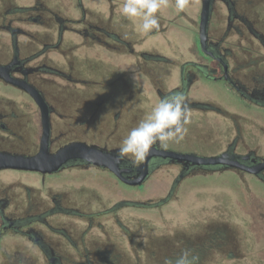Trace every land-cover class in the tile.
<instances>
[{
  "label": "flooded vegetation",
  "instance_id": "1",
  "mask_svg": "<svg viewBox=\"0 0 264 264\" xmlns=\"http://www.w3.org/2000/svg\"><path fill=\"white\" fill-rule=\"evenodd\" d=\"M65 1L29 0L16 3L13 0H0V35H4L0 38V66H9L11 77L32 85L47 103L50 112V153H57L73 142H85L108 151L114 150L118 155L120 142L127 135L126 132L134 128L145 114L131 103L132 74L148 78L149 89L155 94L156 103L166 95L183 92L191 111L188 129L193 128L196 122H211L207 118L209 114L219 117L216 122H255L256 118L250 114L253 111L264 116V55H255L259 49H264V14L254 5L255 0H212L204 50L200 43L202 0H198L200 10L197 22H194L197 23L196 47L205 62L180 61L152 51H135L133 41L124 39L122 33L127 20L113 10L111 0H105L108 2L107 12L99 11L106 15L107 21L100 19V16H96L97 20L89 17L85 5L91 0H70V12L75 17L67 18L63 16L66 14L64 11H67L62 6ZM261 10L264 12V8ZM159 24L160 27L152 33L168 31L169 27L164 26V21L160 19ZM68 35L77 38L74 45L70 40V48L65 44ZM232 37H236V42H232ZM118 57L128 62L125 69L121 70V65L115 63ZM251 62L255 64V69H250ZM174 73L179 74L178 82L167 90L163 78H169ZM105 77L114 78L113 84L119 80V83L126 86L128 93L123 101L93 104L92 89L99 90L100 86H105V80H100ZM126 78L130 80L126 82ZM199 80L223 84L242 107L235 108L237 112L233 114L215 104L191 98V89ZM135 81L137 85L141 84L139 80ZM0 85L21 96L23 105L30 112L28 122H22L25 114L17 111L14 103L0 99V151L33 156L39 152L44 134L40 108L29 93L6 82L1 76ZM87 105L92 107L91 113L86 116L82 114L86 118L78 117V112L81 113ZM103 109L114 110L113 122L97 119L94 111ZM244 111L247 112V118ZM125 112L128 117L124 115ZM196 134H191L194 137L187 134L182 142H172L167 149L154 145L155 150L172 153L174 156H152L148 164V176L142 185H131L129 182L138 176V169L144 162L133 166L127 159H122L118 174L108 167L81 159L71 160L52 173L0 170V174L12 172L33 175L38 182L37 186L20 180L6 182L0 175V243L6 237L16 239L12 250L3 253L14 257L5 258L4 263L32 264V259L25 255H37L38 264H106L89 258L84 261L87 255L83 251L85 234L95 226H100L95 223H98L96 219L102 215L114 214L126 207L158 209L189 179L202 180L229 173L244 180V176L248 175L264 187V169L260 168L264 163V155L249 149L238 124L236 137L225 147H221L219 142L212 143L210 135ZM220 135L223 134L220 132ZM219 156L237 160L241 167L205 165L194 160ZM186 157H192L193 160ZM170 170L176 176L167 198L159 202L123 198L95 213H85L84 205L79 200L72 201L66 190L60 192L53 189L56 181L65 187L68 181L74 185L82 184L85 174L106 176L125 191L131 188L142 189L153 175ZM80 191L77 190V193ZM82 222L86 223L85 230ZM116 223L122 226L119 220ZM122 228L131 240L130 231L125 226ZM198 235L193 236L195 241L182 238L186 240L183 249L192 250L200 262L207 254L204 236ZM88 244L97 248L100 246L96 241ZM157 245L158 250L162 251L158 240ZM97 248L95 250L98 255L105 254ZM180 252L178 250V255ZM72 254L76 255V259ZM221 254L243 256L235 248Z\"/></svg>",
  "mask_w": 264,
  "mask_h": 264
},
{
  "label": "rangeland",
  "instance_id": "2",
  "mask_svg": "<svg viewBox=\"0 0 264 264\" xmlns=\"http://www.w3.org/2000/svg\"><path fill=\"white\" fill-rule=\"evenodd\" d=\"M13 1L26 3L29 0ZM69 1L62 3L63 8L68 11L64 9L67 15L63 14V16L72 18L75 15L70 12ZM111 2L113 10L120 13L123 0H111ZM49 3L52 6V3ZM254 5L264 14L261 10L264 8V0H255ZM85 6L89 17H93V20H97L96 16H100V19L107 21L106 15L99 11L107 12L108 2L91 0ZM199 10V1L189 0L184 11L185 15L182 16V13L175 8V0H167V7L162 9V15L160 13L158 15L164 21V26L169 27L168 31L131 35L129 39L134 43L133 48L137 52L152 51L180 61L205 62L196 47L197 23L194 22H197ZM139 23L137 20V25ZM125 31L131 32V29L124 27L122 33L124 34ZM3 36L1 33L0 38ZM76 39L75 36L68 35L66 46L72 47V44H76L74 41ZM235 39L236 37H232V42H236ZM254 44L259 46L258 42ZM255 55L263 56L264 49H259ZM245 58L248 57L245 56ZM124 60L125 58L118 57L115 61L121 65V70L125 69L128 64ZM78 61L80 62L81 58ZM254 65L251 62L250 69H255ZM245 73L249 74L252 71ZM130 77L133 80L131 86L133 107L143 110V112L149 111L157 103L155 94L149 89L148 78L142 75L136 77L135 74ZM178 78L179 74L177 73L169 78H163V85L168 90L177 84ZM100 80H105V86H100L99 90L92 89L93 104L103 101L111 104L114 101H123L124 96H127L126 86L119 83V80H116L115 84L112 83L114 78L105 77ZM129 80V78L125 79L126 82ZM135 80H139L141 84L137 85ZM140 86L146 87L148 90L140 88ZM3 88L0 85V99L4 102L14 103L15 109L25 114L22 122H28L30 112L23 105L22 97L8 88H4L6 91ZM190 96L195 100L215 104L233 114L237 112L234 110L235 108L242 107L239 100L218 82L199 80L192 87ZM89 106H85L81 113L79 111L78 117L91 113L92 107ZM94 112L101 122H113L114 110L103 109ZM253 113L250 114L256 118L255 122H216L219 117L209 114L207 118L211 122H196L193 128L188 129L187 134L210 135L212 143L219 142L221 147H225L236 137L238 124L244 133V142L249 149L264 155V116L256 111ZM246 114L247 112L244 111L245 117ZM124 115L128 117L127 112ZM248 117L250 118V115ZM121 128L123 127L121 126ZM220 132L223 135H220ZM194 135L191 136L194 137ZM0 175L6 182L20 180L29 185H38L33 175L12 172H4ZM175 176L176 173H173L172 170L157 173L142 189L131 188L125 191L113 181L108 180L106 176L85 174L82 184L74 185L73 182L68 181L67 187H65L63 183L58 184L59 181H56L53 189L60 192L66 190L72 201L79 200L84 205L85 213H95L105 207L109 208L114 202L123 198L132 201L159 202L168 197ZM77 190H81L80 193H77ZM116 218L121 222V227L116 223ZM96 221L98 223L95 225L100 224V226H95L84 236L83 251L87 255L84 256V261L89 258L94 262L104 261L106 264H164L165 259L176 258L178 250L182 251L183 249L184 241L185 243L186 240L195 241L193 236L199 234L198 236H204V247H206L207 254L201 258L199 264H264V187L248 175L244 176V180L229 173L202 180L189 179L184 181L167 202L158 209L126 207L114 214L102 215ZM82 226L85 230L86 223L82 222ZM123 226L130 231L131 240L124 233ZM182 237L187 238L185 240ZM157 240L161 242L162 251L158 250ZM95 241L100 244L98 248L105 254L98 255L95 250L97 247L88 244ZM15 242L16 239L11 237L2 239L0 264H5L3 261L5 258L14 257L12 254L3 253H9ZM231 248L239 250L243 256L221 254ZM25 256L32 259V264H38L39 256ZM72 257L76 259L75 254H72ZM34 260H36L35 263Z\"/></svg>",
  "mask_w": 264,
  "mask_h": 264
},
{
  "label": "clouds",
  "instance_id": "3",
  "mask_svg": "<svg viewBox=\"0 0 264 264\" xmlns=\"http://www.w3.org/2000/svg\"><path fill=\"white\" fill-rule=\"evenodd\" d=\"M189 0H175L178 12H184ZM167 0H123L120 15L129 23L125 25L124 39L131 35L149 34L160 27L162 9ZM139 20V25H137ZM191 111L183 92L176 91L164 96L146 111L136 127L121 140L119 159H127L133 166L141 165L154 145L167 149L170 143L182 142L188 132ZM164 264H199V257L192 250L183 249L175 259H165Z\"/></svg>",
  "mask_w": 264,
  "mask_h": 264
},
{
  "label": "water",
  "instance_id": "4",
  "mask_svg": "<svg viewBox=\"0 0 264 264\" xmlns=\"http://www.w3.org/2000/svg\"><path fill=\"white\" fill-rule=\"evenodd\" d=\"M212 0H202V12L200 23V43L202 49H205V43L207 41V25L209 21L210 9ZM9 66H0V76L14 86H17L27 93H29L41 111V119L43 122L44 134L41 141L40 150L33 156H27L22 154H12L8 152L0 151V170L3 169H18L25 171H40L43 173H52L59 170L67 162L71 160H85L86 162L93 163L99 166L108 167L112 171L118 174L119 164L122 159H119L117 153L112 150L108 151L105 148L97 145L88 144L85 142H73L65 147L61 148L57 153H50L49 151V137L48 127L50 122V112L47 103L45 102L39 91L32 85L25 83L22 80L11 77ZM174 156L172 153L164 151H158L150 149L148 156L144 163L138 169V176L129 182L131 185H142L146 177L148 176V164L152 156ZM186 159H192V157H186ZM194 160L197 163L211 165V164H225L229 166L241 167L239 162L232 160L230 157H208L197 158ZM261 169H264V163L260 165Z\"/></svg>",
  "mask_w": 264,
  "mask_h": 264
}]
</instances>
